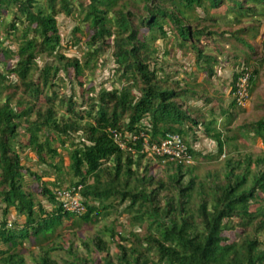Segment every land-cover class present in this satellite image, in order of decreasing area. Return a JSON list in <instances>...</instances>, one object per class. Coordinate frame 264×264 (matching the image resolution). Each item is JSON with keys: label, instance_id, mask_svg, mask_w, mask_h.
<instances>
[{"label": "trees", "instance_id": "trees-1", "mask_svg": "<svg viewBox=\"0 0 264 264\" xmlns=\"http://www.w3.org/2000/svg\"><path fill=\"white\" fill-rule=\"evenodd\" d=\"M60 14L76 15L71 43L82 44L80 57L64 52ZM263 19L264 0H0V264H264V152L239 151L240 138L264 144V99L255 104L259 117L229 126L243 111L235 98L238 79L249 75L250 96L264 66L253 42ZM11 36L15 50L4 46ZM223 42L230 46L226 59L238 68L227 106L222 96L164 67L170 43L192 52L196 71L210 81ZM107 54L112 74L96 85ZM190 99L205 106L217 101V112L216 106L203 112ZM199 125L216 143V157L228 151L217 170L200 177L196 164L162 163L143 150L145 141L178 134L196 162L204 155L188 137ZM114 133L129 151L118 147ZM28 162L54 171V180L44 182L54 174L34 172ZM155 164L163 165L158 173L151 172ZM27 177L37 181L36 193ZM78 185L81 215L55 198V190ZM65 221L99 227L82 241L99 259L72 246L61 262L53 257ZM32 241L41 252L26 257L21 249Z\"/></svg>", "mask_w": 264, "mask_h": 264}, {"label": "rangeland", "instance_id": "rangeland-1", "mask_svg": "<svg viewBox=\"0 0 264 264\" xmlns=\"http://www.w3.org/2000/svg\"><path fill=\"white\" fill-rule=\"evenodd\" d=\"M224 11L225 10L223 9V12ZM73 16H66L64 14H60L57 16L56 19L58 23L59 33L61 35L63 44L65 45V51H64L65 54L67 56L80 57L82 55V49H81L82 44L75 46L71 43L72 42L71 33L76 25V20H75L76 15L74 14ZM259 25H260L259 32L253 42L256 43L258 46L257 50L259 52L260 57H264V19ZM244 27H247V25H244ZM83 29L84 30L79 35L82 42L87 38V34H88V30H86V28ZM238 29L239 28H235L234 30H238ZM248 32H246V34H248ZM15 40L16 39L14 36L5 39L4 46L9 48L10 50H15L17 48V41ZM158 43L161 42L159 41ZM231 43H233V41H231ZM222 45H225L226 47L224 51L225 54L223 57H220L221 58L220 62L215 64L214 66L215 76L210 81L206 78V74L204 72L196 71L194 54L192 52H189L187 50H179L175 46H172L170 43L165 44V46L167 47L166 49L169 50V54H167L166 56L167 62L164 64V67L166 71L179 72V76L177 78L180 79L184 78L185 80H188V82H190L191 84L196 85L199 90H205L207 94H209L210 96H214L216 99L222 96V99H224L223 102L227 106L233 98L231 95H229L232 75L234 73V70H237L238 68L234 67L233 63L229 62L226 59L230 52V46L225 42H223ZM163 53H164V49H161L160 55H162ZM38 61L39 63L42 64V60H38ZM12 62L14 61L10 60L9 64L11 65ZM256 65H257L256 63L253 64V66L250 67L251 70L258 68ZM113 67H114V63L111 57L109 56V54L103 56L101 60L100 68L96 72L95 84L99 85L103 82H106V80L110 78L112 74ZM259 70H260L259 77L256 80L255 85L253 86L252 89L253 92L249 96L248 100L241 106L243 111L237 113L236 118L232 119L229 125L232 128L235 127L236 124H240L242 122V119L244 118L249 119V118H257L260 116V114L256 111L255 104L257 102H260V98L264 99V66L262 68H259ZM104 87L109 89L110 88L109 83H105ZM189 103H191L195 107L201 108L203 112L209 110L211 106L212 107L216 106L215 107V111H216L218 106L217 101L211 103L210 106L207 105L205 106V102L203 99H199V100L190 99ZM218 124H219L218 126L221 127L222 122L220 121V119L218 120ZM240 141L244 142V145L241 146L239 150L241 153H251L257 155V154H262L264 152V144L261 142L259 138H253V139L240 138ZM188 142L189 143L191 142L193 144L194 149L200 151L204 155V158L199 157L200 159L198 158L196 162H193V164L197 165L196 174L200 177L203 176L207 171H212L215 169L217 170L220 167H222L226 156H228V151L226 150L224 154L216 157L217 156L216 143L205 135L204 128L202 127V125H199L198 127H195L193 129V132L188 137ZM59 151L62 153L63 164L65 167H67L69 164L68 155L66 151H64L61 148H59ZM29 155L31 157H34L33 153H29ZM26 165L29 166L32 171L37 172L39 174H43L46 171L47 172L49 171L51 174H54L50 176H44L43 177L44 182L52 181L54 180L53 178H55V172L46 168L43 165L37 164L35 162H28L26 163ZM162 167L163 165L161 164H155L154 167H152L151 172L158 173L162 169ZM25 182L29 186V189L32 190V192H35V189H37L38 187L37 181L31 179L30 177H27ZM35 198L44 203L43 198L38 193L35 194ZM45 205L48 206L47 203H45ZM48 208L51 207L48 206ZM0 217H1V211H0ZM14 219H15V215L11 216V220L13 221ZM120 222L123 225L127 223V214L121 216ZM71 226H72L71 221L68 222L65 221L63 227L58 229V234L60 235V239L58 240L55 239L58 243L57 244L58 250L52 254L53 257L57 258L59 262H61L60 259L62 257H66V252L68 248L72 246L73 249L77 250L80 255H83L86 258L91 256L92 258L99 259L101 255L94 249V247L93 248L91 247L89 252H87L86 249L82 247V241L93 239L98 234L99 227L90 224H81L79 226L77 225L73 227ZM21 251L24 254V256L28 257L32 254L35 255L39 254L41 252V249H39L37 245L33 244L32 241L30 244L26 243L24 248L21 249ZM110 251L112 253L114 251V248L111 247Z\"/></svg>", "mask_w": 264, "mask_h": 264}, {"label": "built area", "instance_id": "built-area-1", "mask_svg": "<svg viewBox=\"0 0 264 264\" xmlns=\"http://www.w3.org/2000/svg\"><path fill=\"white\" fill-rule=\"evenodd\" d=\"M248 79L249 75L246 74L240 77L236 83L235 98L240 106L249 98ZM113 139L121 150H130L125 139L120 134L114 133ZM128 139L135 140V137L129 136ZM143 150L148 156L160 158L162 163L182 162L184 164H193L194 162L188 145L178 134H167L159 143L150 144L145 141ZM55 198L59 206L67 212L81 215L86 210L81 196L80 185L55 190Z\"/></svg>", "mask_w": 264, "mask_h": 264}, {"label": "crops", "instance_id": "crops-1", "mask_svg": "<svg viewBox=\"0 0 264 264\" xmlns=\"http://www.w3.org/2000/svg\"><path fill=\"white\" fill-rule=\"evenodd\" d=\"M13 216H14V212L12 211V213H11Z\"/></svg>", "mask_w": 264, "mask_h": 264}]
</instances>
